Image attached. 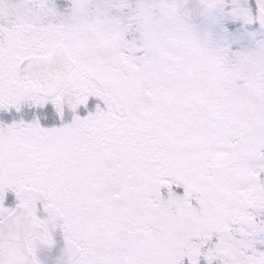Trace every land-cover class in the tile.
I'll return each instance as SVG.
<instances>
[{
	"label": "snow or ice",
	"instance_id": "obj_1",
	"mask_svg": "<svg viewBox=\"0 0 264 264\" xmlns=\"http://www.w3.org/2000/svg\"><path fill=\"white\" fill-rule=\"evenodd\" d=\"M0 264H264V0H0Z\"/></svg>",
	"mask_w": 264,
	"mask_h": 264
}]
</instances>
